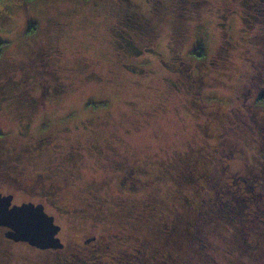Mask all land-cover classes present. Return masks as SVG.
Listing matches in <instances>:
<instances>
[{"label":"rangeland","instance_id":"rangeland-1","mask_svg":"<svg viewBox=\"0 0 264 264\" xmlns=\"http://www.w3.org/2000/svg\"><path fill=\"white\" fill-rule=\"evenodd\" d=\"M133 1L135 22L149 24L133 41L153 52L136 58L114 28L120 0H0V80L38 89L52 72L65 87L47 117L27 111L53 138L63 190L17 199H45L66 243L104 234L114 254L139 247L142 264H264V0ZM20 109H0L1 129L14 132L0 154L8 145L34 172ZM114 164L140 183L119 186ZM2 233L0 264H59Z\"/></svg>","mask_w":264,"mask_h":264},{"label":"flooded vegetation","instance_id":"flooded-vegetation-1","mask_svg":"<svg viewBox=\"0 0 264 264\" xmlns=\"http://www.w3.org/2000/svg\"><path fill=\"white\" fill-rule=\"evenodd\" d=\"M155 3L160 2L161 0H154ZM120 4L117 2V8L118 11L121 12L122 16L117 15L119 17H116L114 28L117 31L118 34L121 35V44L126 47L127 53L131 56H134L135 58L137 56H144L146 53L152 54V46H147V48L140 47L138 44H135L133 41V37L136 35V33H144V35H147V32L144 31V27L148 26V22H139L136 21L137 24H141L144 27H141L139 24L137 25L135 22V17L138 16V13L135 11V7H138V3H136L133 0H120ZM114 10H117L115 5L113 6ZM158 5L154 8L157 10ZM127 15V16H126ZM184 19L187 18V15L185 13L181 14ZM26 42V41H25ZM5 44V42H2L0 45L2 46ZM197 48V47H196ZM193 48V53H197L201 55V53L198 51V49ZM200 49V48H199ZM154 51V50H153ZM133 55H132V54ZM159 54V59L162 61L163 65L166 67L167 64H170V67H175L173 62L168 63V61L162 57V55ZM7 55V52L3 50V52L0 54V60L3 59L4 56ZM138 63H145L144 61H139ZM126 65H132V67H137L136 63L130 64V62H126L124 64ZM43 67V65H42ZM46 68V67H44ZM169 69V68H168ZM171 70V68H170ZM8 79V78H6ZM6 79L0 80V109L4 110V106L8 103L12 105L13 103L18 104L22 112L19 115V126L20 128V134L24 137L27 136H33L34 142L31 143L32 153L29 158L33 160L32 164L35 165V171L32 172L31 169L27 170L25 167L27 166V161H20V159L15 156L11 150H8V145L2 146L4 148L3 155L0 154V168L3 172L6 173H0V193L2 195H13V201L12 204H18L21 205L23 202H34L35 204H44L45 210L47 204L45 199L37 198V196H33L29 199H22L21 201H18L17 199V192L21 190L34 192L35 194H40L41 197L48 196L52 194L54 191H60L63 190V182L64 180H61L62 177H64V174L61 172L66 169V167L63 168L62 163L58 161L57 158H59L58 152L56 150H53L51 148V144L53 142V138L47 135V129L42 130V125L45 126V123H43L42 120H39L38 122H34L31 118V114L27 111L29 108H33V113H39L40 110L44 109V116L46 115V102L49 99L51 95H54L56 98H61V95L64 94V82L60 80V77L56 76V73H52L50 77H45L44 75H41L38 77L37 81L38 85L37 88H34V84L28 77L19 79L15 83V86L11 87V84L9 82H6ZM40 82V83H39ZM28 88V94L30 96H33L37 99L38 103L34 107L31 104L25 103L22 100V97L25 95L23 89ZM90 117V116H88ZM90 121V120H88ZM33 123V125H32ZM85 127H89L87 122L85 123ZM13 134V130L6 129L2 130L0 127V140L6 141V137L8 134ZM35 134V135H33ZM95 153L102 155L105 153V147L93 144L92 145ZM114 150V149H113ZM66 158L70 161H75L76 152L75 150H68L66 151ZM43 156L41 161H36L38 157ZM104 156V155H103ZM57 165V172L54 173L53 169H47L48 167H51L53 165V162ZM37 162L42 163L43 165L41 168H46L45 170H42L40 166L37 165ZM25 165V166H22ZM33 168V167H32ZM114 168H118L123 172V174L119 177V186L123 187L126 186L128 188H135L138 183H140L139 180H133V174L134 170L127 168L124 164H114ZM41 169V170H40ZM117 169V170H118ZM67 176V175H65ZM66 179V178H65ZM61 180V181H59ZM2 181V182H1ZM3 184H7V186L11 185L13 189H9L8 191H5ZM39 191V192H38ZM76 207V206H75ZM83 210V209H82ZM47 212V211H46ZM48 213V212H47ZM49 214V213H48ZM51 215V214H49ZM54 216V215H53ZM55 217V216H54ZM56 222V221H55ZM57 223V222H56ZM58 224V223H57ZM60 225V224H59ZM61 226V230L58 232L57 236L61 238V241L63 243L62 247H46L45 249L40 248L36 245H32L27 240H16L9 236L10 228L0 225V228L3 229V237L8 240L10 243L13 244H25L29 247L30 250L33 252H36L37 254H45L48 253L51 255V258L58 262L59 264H142L141 261H139L138 258L140 248L136 247L134 251H124L123 255L114 254L112 251V246L107 243L105 240V235L101 234L100 238L96 234L88 235V236H78L77 238H73L71 243H66L65 240L62 237L63 234V226ZM164 229L167 228V224H163ZM118 237V235L114 234ZM99 239V241H98ZM94 244L93 246H91ZM97 244V245H95ZM96 246V247H95ZM111 253V256L110 254ZM22 256V255H18ZM99 257V258H98ZM95 258H98L94 260ZM34 261V260H33Z\"/></svg>","mask_w":264,"mask_h":264},{"label":"water","instance_id":"water-1","mask_svg":"<svg viewBox=\"0 0 264 264\" xmlns=\"http://www.w3.org/2000/svg\"><path fill=\"white\" fill-rule=\"evenodd\" d=\"M13 195L0 193V225L10 228L9 236L16 240H27L32 245L46 247H62L61 238L57 236L61 226L55 217L49 215L44 204L23 202L12 204ZM40 222L45 225L39 226Z\"/></svg>","mask_w":264,"mask_h":264},{"label":"snow or ice","instance_id":"snow-or-ice-1","mask_svg":"<svg viewBox=\"0 0 264 264\" xmlns=\"http://www.w3.org/2000/svg\"><path fill=\"white\" fill-rule=\"evenodd\" d=\"M23 91H24V94H25V95L22 97L23 102L28 103V104H31V105H33V106L35 107L36 104L38 103L37 99H36L35 97L30 96V95L28 94V91H29L28 88H24ZM224 212H225V214H227V213H228V210L225 209ZM39 226H40L41 228H43L45 225L43 224V222H40ZM193 227L195 228V225H193Z\"/></svg>","mask_w":264,"mask_h":264},{"label":"trees","instance_id":"trees-1","mask_svg":"<svg viewBox=\"0 0 264 264\" xmlns=\"http://www.w3.org/2000/svg\"><path fill=\"white\" fill-rule=\"evenodd\" d=\"M203 50H204L203 48L198 49V51L201 53V56H203V54H204ZM261 99L264 101V95L261 96Z\"/></svg>","mask_w":264,"mask_h":264}]
</instances>
